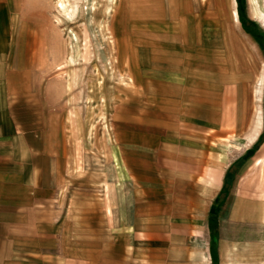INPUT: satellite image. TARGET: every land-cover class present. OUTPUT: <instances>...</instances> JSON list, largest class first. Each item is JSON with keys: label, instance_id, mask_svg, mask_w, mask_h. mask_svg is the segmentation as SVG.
<instances>
[{"label": "crops", "instance_id": "crops-1", "mask_svg": "<svg viewBox=\"0 0 264 264\" xmlns=\"http://www.w3.org/2000/svg\"><path fill=\"white\" fill-rule=\"evenodd\" d=\"M129 2L113 171L85 181L67 83L48 75L62 55L47 5L0 0V264H246L247 247L264 250L244 230L264 232L260 188L245 186L264 145L242 24L184 0Z\"/></svg>", "mask_w": 264, "mask_h": 264}, {"label": "rangeland", "instance_id": "rangeland-1", "mask_svg": "<svg viewBox=\"0 0 264 264\" xmlns=\"http://www.w3.org/2000/svg\"><path fill=\"white\" fill-rule=\"evenodd\" d=\"M41 1L47 5L43 14L46 13L49 37L57 40L56 53L62 55L58 66L48 75L50 78L61 77L67 83L64 96L68 103L70 143L78 168L74 176L78 174L80 180L85 178L87 181L95 174L105 179L113 171L110 162L116 146L115 103L124 91L123 80L127 78L119 71L116 54L118 51L124 53L127 48L123 36L131 17L128 14L131 3L129 0ZM140 1L146 0H135L139 7ZM184 1L193 3L197 12L204 7H212V12L217 13L214 16H221L218 12H222L232 23L230 27H234L233 24L240 26L235 20L237 17L242 24L247 40L245 50L255 61L254 76L259 74L253 82L252 94L246 98L245 109L250 121H256V128L262 126L256 145H264V0ZM256 162L261 164L248 173L250 177L245 180V186L249 190L259 186V195L264 199V156ZM244 230L246 239L264 237V232L257 229ZM245 251L244 257L246 262L249 261L246 264H254L253 258L264 255V250L259 248L247 247Z\"/></svg>", "mask_w": 264, "mask_h": 264}]
</instances>
